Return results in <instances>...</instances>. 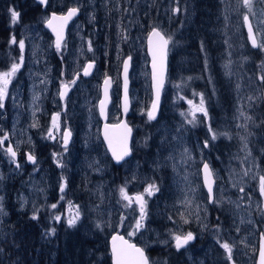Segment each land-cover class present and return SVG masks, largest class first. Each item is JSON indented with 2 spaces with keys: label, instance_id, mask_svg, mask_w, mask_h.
Segmentation results:
<instances>
[{
  "label": "rangeland",
  "instance_id": "rangeland-1",
  "mask_svg": "<svg viewBox=\"0 0 264 264\" xmlns=\"http://www.w3.org/2000/svg\"><path fill=\"white\" fill-rule=\"evenodd\" d=\"M70 4L81 11L67 32L65 49L58 52L53 47V38L43 26L44 11L33 14L24 11L16 24L10 22L14 31H10L0 51V70H6L20 56L18 43L11 44V37L14 35L17 42L25 41L24 65L9 85V96L0 110V136L8 134L4 147L18 145V150L24 149L36 157L35 165L26 159L23 151L14 162L9 157L19 176L18 188L12 194L18 210L29 209L30 217L34 213L41 217L48 224L43 230L46 233L54 224H67L68 217L75 212V207L69 212L71 202L79 206L81 218L77 224L85 235L90 234L87 220L92 226L100 222L108 231L121 230L143 248L173 247L176 262L182 259V264H218L215 249L223 264L233 261L253 264L257 233H264V197L259 191V177L264 176V99L251 101L252 107L248 108L249 102L239 97L264 95V82L259 79L264 75V51L250 44L243 10L236 11V0H48L47 7L63 9ZM254 7L259 14L264 2H257ZM176 8L180 11H173ZM252 22L255 25L257 21ZM152 26L174 37L195 36L198 59L194 63H199L184 75V66L190 70L187 61H194L192 52L189 49L187 56L179 53L177 44L172 43L174 47H169L172 61L163 98L156 119L149 121L144 37ZM89 41L91 51H88ZM125 56L131 57L126 119L130 123L137 121L130 124L133 129L140 122L145 127L141 126L142 131L133 142L132 129L130 144L136 153L131 152L115 166L99 138L96 100L99 81L109 75L113 81L110 110L118 117L119 67ZM89 60L94 61L95 67L85 77L82 68ZM229 61L230 76L225 69ZM78 71L80 79L68 97L61 100L57 94L60 81H70ZM237 84L241 85L239 93ZM200 93L208 117L197 113L200 122L193 126L187 124L181 113H187L188 100L199 103ZM34 94L39 96L35 104ZM241 103L253 117L248 126L252 135L248 137L247 150L239 139L246 133L237 128L243 120L235 119ZM34 109H38L35 116ZM53 111L61 113V129L67 127L72 132L66 152L61 146L60 133H56L55 140L47 138ZM34 122L39 126L32 127ZM208 124L217 133H229L231 139L219 135L211 140ZM205 140H209L206 148ZM185 148L192 157L187 164L183 162ZM54 152L62 153L59 159L63 167L53 159ZM203 160L214 173V197L218 203L208 202L202 188L199 166ZM126 181L130 195L142 193L152 182L160 188L153 196H145L148 202L145 227L133 236L128 234L134 230L139 209L136 205L125 208L126 202L121 201L119 188ZM62 183L66 184L63 193ZM52 204L57 207L53 209ZM181 213L188 223H184ZM56 215L61 216L60 221L54 219ZM189 231L195 239L177 250L171 234ZM223 242L233 245L232 261L221 247ZM153 264L166 263L161 257H153Z\"/></svg>",
  "mask_w": 264,
  "mask_h": 264
},
{
  "label": "snow or ice",
  "instance_id": "snow-or-ice-1",
  "mask_svg": "<svg viewBox=\"0 0 264 264\" xmlns=\"http://www.w3.org/2000/svg\"><path fill=\"white\" fill-rule=\"evenodd\" d=\"M257 2H264V0H236L237 8L236 11H242V18L243 24L247 27V38L251 42L253 48H257L259 50L264 51V9H261L259 14L255 10V3ZM40 4L47 5L48 0H39ZM80 11L79 7H70L67 9V12L64 14L58 15L57 13L53 12L50 17H48L44 23L46 26L52 30L55 34V41L54 46L55 49L60 52L62 49L66 48L67 41L65 38V29L69 23L72 21L74 17L77 16L78 12ZM173 11L179 12L180 9L176 8ZM11 22L12 24H16L20 19V12L16 11L14 8L9 9ZM259 16V18H258ZM225 19L227 20L228 17L225 15ZM253 19H256V24H253ZM170 42H172L171 36H166L161 30L156 27L152 28V31L148 35V45H149V52L152 55V87L155 91V99L152 101L151 108L146 110V115L149 121L155 120L157 116V111L159 108L160 102V95L161 90L164 87L165 83V61L167 57L168 47ZM227 43V41H225ZM11 44H17L20 49V56L18 60H13L11 65L6 70H0V109H3L5 106V100L9 96V85L12 83L13 79L16 77L17 73L24 65V50H25V41L19 40L17 42L16 37L13 35L10 39ZM91 41L88 42V51H91ZM231 55V53H229ZM131 57L129 56L123 62V100H122V111L124 114H127L129 111V95H128V83H129V67H130ZM95 67V63L90 62L87 63L82 68L83 76H89ZM262 68H264V62H262ZM226 74L231 75V61L225 64ZM63 75V73H62ZM81 72H76L73 74V79L70 81L61 80L60 81V88L58 90V96L61 100H65L68 97L69 92L77 84V81L80 79ZM190 79V78H189ZM259 79L264 82V75L260 76ZM41 83H46V81H41ZM113 81L112 78L109 76H105L103 81V98L99 101V111L100 115L107 119V107L108 104L111 102L110 97V89L112 87ZM237 92L239 93L241 89V85H236ZM200 96L199 103L196 104L193 100H188L187 103L189 104V109L187 113L182 112L181 115L185 117L187 124L190 125H197L199 123V118L197 113L203 114V117H208V111L205 107V100L203 93L198 94ZM183 99V97H181ZM241 101L245 99L249 102L247 103V107L251 108L252 104L251 101L264 99V95L261 96H251L248 97H239ZM39 100V96H33V103L35 104ZM244 104L241 103L237 107V115L235 119H242L243 123L237 124V128L243 129L246 135H240L239 139L242 143V148L247 150L248 145V137L252 135L251 132H248L249 122L253 121V117L248 115L244 110ZM36 111L38 109H34L33 116H35ZM144 111V110H142ZM61 113L57 112L54 113L51 120V127L48 130L47 138L51 140L57 139L56 133H60L59 139L61 142V146L66 152L68 150V144L72 136L71 129L65 127L63 130L61 129ZM190 117V118H189ZM32 127H38V123L34 122ZM208 133L210 134L211 140H216L219 135L228 136L231 139L229 133H217L211 126V124L207 125ZM132 129L129 127L126 121L121 120L118 124H105L104 127V139L108 143V148L112 153L113 159L120 163L125 160L126 157L131 155V148L129 146V138L131 137ZM8 140V134L5 133L4 135L0 136V149H2L6 155L10 157V159L14 162L17 157V148H13L10 144L8 147H4L5 141ZM209 145V140H205L203 142V146L206 148ZM53 159L56 161L57 165L63 167L61 160L59 157L62 156V153H53ZM186 159L183 160L185 164L192 160V157L189 153L187 148L184 149L183 153ZM250 155V153H249ZM171 158V157H170ZM247 158V157H246ZM27 160L32 162L34 165L36 164V157L34 154H27ZM20 165L17 164V168ZM203 174H204V185L207 187V194L210 202L218 203L219 201L215 200L214 197V173L210 168L207 162L203 163ZM247 175V171L244 173ZM135 179V176H133ZM187 179V176L184 177ZM129 182L126 181L125 185L119 188V194L121 201H124L125 208H132L133 205H136L139 209V218L136 219L135 224L133 226V231L130 232L128 235L133 236L137 232H139L142 228L145 227L144 221L147 217V200L145 196L151 197L155 193L160 191L159 186L155 183H149L142 193H136L134 195H130L127 191V184ZM235 187V185H233ZM66 187L65 183L60 185V191L63 193ZM241 192L244 191L243 188L240 189ZM259 191L260 195L264 197V176L259 177ZM2 199V198H0ZM63 199V197H61ZM187 204H191V201H187ZM51 207L55 209L57 207L56 204H52ZM73 207H75L74 214L70 215L67 219L68 227H75L77 222L81 218V213L79 211V206L72 205L69 202V212H72ZM239 207V205H237ZM39 209L36 210L38 213ZM3 212L2 205H0V213ZM38 216L34 213L32 219H37ZM181 218L184 220V223H188V220L184 217L183 213H181ZM56 221L61 220L60 215H56L54 217ZM123 219L121 223H123ZM96 227L100 228V222L96 223ZM239 231V229H237ZM55 228L50 229L45 233V236H54L55 235ZM172 239L174 240V246L177 250L185 248L191 241L195 239V235L192 232H187L184 234H177L172 233ZM166 243V241H165ZM241 243H244L241 241ZM221 247L225 250L227 255V259L229 261L233 260V245L229 244L228 242H223ZM111 254H112V261L113 264H150L149 258L145 255V250L141 247H137L135 244L130 243L128 240H125L123 236L114 235L112 237V246H111ZM234 264V261H233ZM258 264H264V233L261 234V244L259 247V260Z\"/></svg>",
  "mask_w": 264,
  "mask_h": 264
},
{
  "label": "trees",
  "instance_id": "trees-1",
  "mask_svg": "<svg viewBox=\"0 0 264 264\" xmlns=\"http://www.w3.org/2000/svg\"><path fill=\"white\" fill-rule=\"evenodd\" d=\"M18 1L19 0H0V51L7 43L10 31H14V28L10 26V8L15 6V8H13L19 11L20 14L24 11L25 13L32 14L36 13V11L42 12L38 9V5L33 4L32 0L29 2L28 0L25 2ZM193 7L196 8L195 5ZM163 33L166 36L172 37V42L169 44L170 48L173 46L172 43L175 42L178 46L177 51L179 53L186 55L189 54V49L191 50L192 53L190 54H192L194 61H187L188 63L186 62V66L194 69L195 65L199 63L198 61L196 64L194 63L198 59L196 37L189 38L187 37L188 34H184V36L179 34L180 36L177 35L174 37L165 30ZM169 47L167 52L165 81L169 75L168 72L173 54ZM184 49L187 50V52L184 51ZM1 57L2 55L0 56V63ZM182 72L184 75L191 73V68L187 70L184 66ZM164 87L162 89L160 103L163 98ZM131 123L134 124L137 123V121H132ZM141 126L145 127V125L140 122V126L133 129L132 142L138 132L142 131ZM225 142L231 145L229 140ZM134 152L135 150H132V153ZM115 166H117V164ZM18 181L19 176L13 168L9 156L0 149V198H2L0 199V205H2L3 208V212L0 213V264H109L106 239L111 231L116 230L108 231L105 224H101V227L97 228L95 225L92 226L90 221L87 220L86 225L90 231L89 235H85L79 224L70 228L65 223H58L53 225V228L56 230L55 235L45 236V231L43 230L48 228V224L39 216L37 219H32V217L29 216V209L18 210L16 203L12 200V194L18 188ZM39 215L41 216L42 214L40 213ZM118 231L121 232V230ZM144 250L146 256L149 258L150 264H153V257H157V259L161 257L166 264L184 263L182 259L176 262V253L173 247L169 248V246L155 245L151 248H144ZM216 250L217 249H215V255L218 264H220V262L223 264L224 261Z\"/></svg>",
  "mask_w": 264,
  "mask_h": 264
},
{
  "label": "water",
  "instance_id": "water-1",
  "mask_svg": "<svg viewBox=\"0 0 264 264\" xmlns=\"http://www.w3.org/2000/svg\"><path fill=\"white\" fill-rule=\"evenodd\" d=\"M35 3L39 4L41 7L43 6V4H40L39 3V0H33ZM70 7H75V6H68L63 12H56V11H49L48 14H47V17L44 19V21L51 16V14L53 12L57 13L58 15L60 14H64L67 12V9L70 8ZM43 21V26L45 27V29L47 30L48 33L51 34L52 38H53V45H54V41H55V34L52 32L51 29H49L46 24L44 23ZM70 22V21H69ZM69 24V23H68ZM153 27H156V26H152L148 29V31L146 32L145 34V37H144V50H145V54H146V57H147V69H148V78H149V89H150V101H149V106H148V109L151 108V104H152V101L155 99V91L152 87V55L151 53L149 52V45H148V35L149 33L152 31V28ZM67 28V27H66ZM158 28V27H156ZM159 29V28H158ZM160 30V29H159ZM65 32H66V29H65ZM251 43V42H250ZM128 58V56H125L124 59L122 60L121 64H120V67H119V79H120V84H119V96H118V110H119V118L117 120H114V121H110L107 119H105V117L101 116L100 115V111H99V101L100 99L103 98V81L105 79V76L100 80V83H99V96L96 100V111H97V116H98V119H99V124H98V134H99V138L103 144V147L106 151V154L108 155V157L110 158L111 162L114 163V164H119L117 163L113 157H112V153L111 151L109 150L108 148V143L107 141L104 139V127H105V124H118L121 120H124L126 121V114L123 113L122 111V100H123V75H122V72H123V62ZM91 61H88L87 63H90ZM166 62H167V57H166V61H165V73H166ZM85 63V65L87 64ZM84 65V66H85ZM83 75V74H82ZM108 76V75H107ZM162 92V90H161ZM129 95V93H128ZM110 97H111V94H110ZM161 97V95H160ZM130 101V100H129ZM160 103V102H159ZM109 106V104H108ZM159 109V108H158ZM158 112V111H157ZM56 113V112H52L51 113V120H52V116L53 114ZM107 117H108V107H107ZM127 122V121H126ZM127 124L129 125V127L132 129L131 125L127 122ZM63 130V129H62ZM132 134V133H131ZM131 138V137H130ZM130 138H129V146H130ZM131 148V147H130ZM129 157V156H128ZM126 157V158H128ZM125 158V159H126ZM26 159H27V155H26ZM206 162L205 160L202 161L200 163V166H199V175H200V181H201V185L207 195V201L210 202L209 198H208V194H207V187L204 185V174H203V163ZM121 163V162H120ZM261 234L262 232L259 231L257 233V241H256V250H255V255H254V260H253V264H258V260H259V247H260V244H261ZM114 235H120V236H123L125 240H128L130 243H133L135 244L137 247H141L143 248L139 243L135 242L134 240H131L129 238H127L122 232H119V231H111L108 236H107V239H106V242H107V250H108V255H109V264H113V261H112V254H111V246H112V237ZM144 249V248H143ZM146 255V253H145Z\"/></svg>",
  "mask_w": 264,
  "mask_h": 264
},
{
  "label": "flooded vegetation",
  "instance_id": "flooded-vegetation-1",
  "mask_svg": "<svg viewBox=\"0 0 264 264\" xmlns=\"http://www.w3.org/2000/svg\"><path fill=\"white\" fill-rule=\"evenodd\" d=\"M33 4H35V5H38V9L40 10V11H44L45 13H46V17H47V14H48V12L49 11H56V12H63L68 6H75V7H77L76 5H74V4H70V5H66L63 9H56V8H52V9H49L48 7H47V5L45 6V5H43L42 7L39 5V4H37V3H35V2H33ZM79 9H80V11H81V8L79 7ZM80 11L78 12V14H77V16L75 17V18H73V20L72 21H70L69 22V24L67 25V31H66V33L70 30V28L72 27V25H73V22H74V20H76V19H78L79 17H80ZM45 17V18H46ZM66 38V37H65ZM124 59V58H123ZM122 59V60H123ZM90 61V60H89ZM122 62V61H121ZM120 84V83H119ZM112 87H111V89H110V93H111V95H112ZM118 93H119V87H118ZM117 99H118V97H117ZM110 104H111V102H110ZM110 105L108 106V120H110V121H114V120H116V119H118V117H115L114 115H112L111 114V110H110ZM117 110H118V105H117ZM54 112H56V111H54ZM23 151V153L25 154V156L27 155V151L26 150H24V149H22V150H18L17 151V154L18 153H20V152H22Z\"/></svg>",
  "mask_w": 264,
  "mask_h": 264
}]
</instances>
